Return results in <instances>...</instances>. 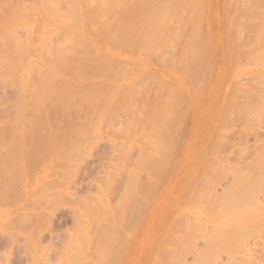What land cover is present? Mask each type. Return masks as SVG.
<instances>
[{
	"label": "rangeland",
	"instance_id": "rangeland-1",
	"mask_svg": "<svg viewBox=\"0 0 264 264\" xmlns=\"http://www.w3.org/2000/svg\"><path fill=\"white\" fill-rule=\"evenodd\" d=\"M48 1L50 2L48 3ZM112 1L116 3L114 4V6L116 5L115 8L108 7L109 2V4L106 3L108 5H101L100 0H90V2L87 0H72L71 3L73 2V5L77 8L70 4L72 6L71 15H75L73 16V22L76 20L78 25L69 20L71 22L68 26L69 16L67 14L62 15L65 13V11L61 13L60 6L62 7V4L60 6L58 4L54 5L59 6V9H61L59 10L60 13H56V11L54 13L59 17L62 16V18L68 17L67 23H57L56 25L57 21L51 22L53 19L50 17H54L55 14L51 10H45L48 9L49 4L51 6L53 3L51 0H0V21L4 22L5 18L8 20V22L5 21L7 25L2 21L0 22V54L4 53L6 56L2 55L4 64L0 60V70L2 71H0V126H2L0 129V264H68V262L76 263L77 261L76 264H83L87 259L93 261L91 247L95 244V236L93 235L94 238L93 236L90 237L91 240L86 238L89 237L88 234L92 235L90 229L93 224H88L89 222L85 223L88 226L80 224L84 227L79 230L77 221L79 222L80 218L85 219L86 215L88 217L87 213L82 217L80 212L85 214L83 210L87 209L86 203L88 201L94 203L98 197L100 198V194L102 195L100 191L103 187L105 190L103 195L106 197L104 202L109 200L112 203L108 202L113 204L116 200H120L121 204L117 202V205L120 204L123 211L130 210L131 212L128 211V214L121 212V214L124 213V216L127 214V217L122 215V219L121 216L119 217L121 222L123 217L126 218L124 221L127 220V227L120 228L118 226L120 230L117 227V231L119 230L120 235H123L121 239L125 238L127 242L118 239L120 237L116 236L119 235L117 232L115 236L118 241L115 240L117 244L119 243L118 247L116 245V247L111 246V248L114 247L115 252L113 251L114 253L110 254V258H107L109 255H106L107 257L102 259L104 260L102 263L198 264L199 259L195 258L197 256L195 254L197 248H195L196 244L194 243L195 224L197 220L199 222V219L200 222H203V225H206L205 223L209 224V222L216 223L215 218L217 216L205 202L199 209L195 201L197 200L195 199V193L201 187L199 185L201 178L219 164L218 160L214 161V155L216 159L217 157L219 159L223 158L225 155L234 157L231 159L232 161L237 159L234 152L229 154L225 152V148L231 143L234 144L233 149L244 148L243 158L246 161L252 163L264 160V127L259 129L261 132L258 134L260 140L256 142L257 149L253 144V134H247L248 137L244 136L245 130L241 131L244 129V125L246 128L247 117L250 115L248 105L254 101L247 97L248 92L243 93L242 90L255 88L256 93L258 90L256 87L260 89L263 86L258 84L257 81H264V0ZM220 2L224 5L221 6ZM118 5H121V7ZM65 6L67 8V5L62 8ZM97 6L100 13L95 9ZM101 6L107 9L105 12L109 11L106 15L109 16L110 13L111 16L113 15L114 20H111L110 16L104 15V22H102L101 16L103 14L101 12L104 9L101 11ZM68 9H70L69 6ZM205 11L206 15L210 13V18L205 15ZM75 12L79 17H76ZM89 12L91 15L88 14ZM113 12H115V15ZM71 15L70 19H72ZM47 16L51 20H48ZM59 17L57 18L59 19ZM33 19L35 21H31V23L29 20ZM40 20L42 21L41 24H45L44 28L47 25V30L42 31L44 28L40 29L38 27V25L41 26ZM25 21L30 22V24L28 22L27 24L31 27V30L25 24ZM64 21L62 20V22ZM91 21V27L97 30V34L102 32V35L96 34L97 37L95 36V31L89 27ZM221 23L225 28H222ZM24 24L27 28L23 26ZM118 24L120 27L123 24L124 26L118 28ZM127 24L130 27H135L134 30V28L128 26V30L131 33L133 29L135 35L138 32L136 36L139 38L133 32L131 34L134 36L129 34ZM134 24H137V26ZM70 25L72 26L70 27ZM149 25H153V30L155 29L153 35ZM110 27L112 29L117 28L112 30ZM136 28L139 31L136 32ZM56 29H62L58 30L61 32L60 35L64 31H67L63 33H66L65 35H68V31L70 32L71 37L69 39L72 41L70 42L75 45L72 46L68 40L70 44L65 48L70 49L72 46V49H75L72 53L70 52L71 49L69 51L62 50L68 42L62 44V48L58 49L56 39L60 41L62 37L59 38L60 35L57 34ZM122 29L127 30L126 33L123 31L122 34H129L130 38L124 39L127 36L124 37L121 33L124 38L120 34V38L116 37L117 34H114V32ZM72 30L79 33L78 36L81 35L83 40L86 39L87 45L92 46L90 48L86 45L88 49L93 50L91 53H86L84 47L86 43L83 42L85 43L83 44L81 42L83 40L78 39V42L82 43L79 42L82 45L81 48L85 49L82 51H85L86 55L81 53L80 47L78 48L80 45L76 46L77 43L75 42L77 40L75 37H78L77 33L76 36H72ZM53 31L57 32L54 39L57 47L52 46L54 43L52 39L55 34L53 33V36L49 33ZM207 33L212 34V37H208L210 41L206 40ZM29 35L34 40H30L32 41V46L30 45L32 48L28 45L29 52H27L26 47L23 48L21 45H17L15 41L16 39L19 41V38L22 43L28 44L25 39ZM45 36L47 38V41L45 40L46 44L48 43V46L55 48L53 53L50 47L53 54L58 55L63 51L60 54L64 53L66 57H69L68 61L70 59V62H74V64L78 58H81L82 63V58L87 56L93 58L95 62L97 60L99 65L100 62H103L101 66L105 68L101 67V70H99L98 63L95 67L91 65L93 68L90 69L97 67V70L93 71L94 76L91 73V77V74L88 73L92 70L88 71L89 67L83 66L86 69L84 71H87L85 73L90 77H78V81H76L77 76L83 73L81 71L83 69L82 64L78 59L81 65L77 64L82 69L79 71L73 70L75 71L74 74L70 73L72 68L68 69H70L69 73L74 76H76V72H81L75 78H73V75L67 77L66 72H63L62 75L63 78L71 81H59L57 78L61 76L57 77L55 75V77H52L53 81H31L32 74L29 75L31 76L30 80L25 81V76L22 73L21 76L23 77L20 76L21 81H18V78L17 81L12 80L16 76L10 74V68L14 66V63L13 66L10 63L12 61L16 63L19 60L16 56L20 52L22 56L23 49L26 51L23 54L28 59L34 58V56L37 57L33 59V62L34 60L35 62L38 61L40 56L41 59L45 57V53L42 52L44 54L42 56L41 52L37 51L38 53H36V51H33L37 49L41 51L39 49L42 46H39L40 40L42 43ZM9 40L11 44L7 43ZM3 41L10 46L12 45L11 48L6 49V47L5 49L11 53L14 51L12 53L14 55L7 51V53L4 52L5 50L1 51ZM6 43L4 44L6 45ZM12 48L15 50L19 48L20 50L15 52ZM43 51L45 52V47ZM48 51L47 49V53ZM31 52H34V55ZM9 54L17 60L13 58L14 61ZM240 54L241 57L244 56L243 61H248L246 64L243 62L242 65ZM55 55L52 56L53 59ZM70 55L75 58H70ZM98 55H101L104 60H99ZM9 57H11V61ZM22 57L19 58L22 60ZM25 57L24 59L27 58ZM61 57L64 61L65 57ZM5 58L8 60L6 59V61ZM47 59H43L42 62L48 63L51 61L49 57ZM106 59L110 60L107 64L104 63L107 61ZM63 61L61 62H66ZM70 62H68V65L72 64ZM25 63L28 66L36 65V63L34 65L27 64L28 61ZM38 63L42 66L40 61ZM75 65H72V67ZM84 65L87 66L86 63ZM20 66L22 67L21 64ZM28 66L27 70L30 69L35 73L36 80L41 75L40 67L37 68L36 66V69ZM18 67L16 69L18 75L19 72L24 73L26 70L23 71L21 67L19 69ZM14 68H16V65ZM106 68H108L107 71H105ZM240 69H246L247 71L240 72ZM98 70L101 73L107 72L109 79H106V74L98 73ZM13 71L15 73V69ZM92 78L94 80H91ZM110 78L112 81H110ZM167 87L169 88L166 92ZM238 87L242 88L241 92L238 91ZM233 88L237 90V93H234ZM232 91L233 93H230ZM229 96L231 98L228 100ZM243 97L244 100L248 99L244 102L250 100L246 103V107L242 102ZM204 102H207V110L203 108L200 111L199 104L203 105ZM227 102L232 105L230 107L233 111L232 113V111L227 110L232 113V115L229 113L230 117L227 113L229 117L227 123L238 122V125L240 124L239 126H237V123L236 125L231 123L232 126L228 125L232 128L230 132L228 131V136L225 135V131L220 129L223 121L222 116L225 112L223 107ZM252 105L255 106L251 103L250 107L254 108ZM167 112L172 113L170 115L171 120L167 118ZM237 113L239 117L243 118L245 116L246 119H242L244 122L241 123V119L238 120L239 117L238 119L234 117L238 115ZM241 113L242 116H240ZM233 114L235 115L233 116ZM232 117L234 121L231 120ZM12 118H15L14 121ZM8 121H11L9 125ZM165 121H167V124H165ZM11 123L14 127H10ZM243 123L246 124L238 129ZM239 132H242L240 135L243 134V136H239ZM223 137L224 139L221 140ZM139 163L144 164L142 167L146 166V168L141 170ZM135 164L140 166L139 170L137 166L135 168ZM131 169L135 172L137 169V175L143 182V184L140 182L141 186H138L139 179H137L138 181L136 179L130 181V177L133 178V175H135ZM164 170L167 174L162 172ZM137 175L134 178H137ZM204 183L203 181L201 184L204 185ZM129 185L134 190L130 188V191L128 189ZM124 187L126 191H129V194L134 191L135 199L138 194L137 199L140 205L139 202L137 203V199L132 200L133 207L130 205L134 212L132 208L128 207L130 201L126 200L128 203L124 204V207L122 205L125 201L123 202L122 199L124 198H121L123 196H120V199L118 198V195H121L125 189ZM205 190V188L202 189V192L206 194ZM109 193L115 194L114 199L111 195L113 200H110ZM133 194L130 195L132 198ZM94 196H97L95 200ZM86 200L88 201L86 202ZM100 205L99 208L94 205L97 211L94 207H92L93 210L91 208L90 210L96 211L94 213L97 215L98 209L102 208ZM118 209L121 208L118 207ZM243 209L244 211L250 210L247 213H242L243 216L240 219L243 218L244 220L241 223L235 220L241 212L237 214V211H235L234 214L230 213L235 218L233 216H230V218L221 217V223L218 222V225L225 224V221L233 218L230 221H233L232 226L235 227V232L239 230L238 234L240 232L241 235H239L243 236L246 243L248 242V247H250L252 253L250 254V260L255 256L256 262L260 261V264H264V225L262 226L264 222L260 225V222L249 220L248 217L256 210L255 206L248 205L240 208L241 211ZM116 214L121 215L120 212H116ZM236 214L237 216H235ZM239 216L236 218L237 220ZM118 224L121 226L123 222ZM208 224L207 227H209ZM244 224H247V226ZM256 225H259V227L257 228ZM87 227H90L88 229L90 233H87ZM122 228L123 230H121ZM75 230H79L80 233L74 235ZM235 232L233 231L229 238L232 237L233 239L235 236L238 239V234L236 235ZM71 236L77 237L78 240L75 238V241L71 240ZM205 237L201 238L200 245H197L203 250L204 255L201 257L203 262L199 260L202 264H211L207 260H216L217 264H243L244 261L242 260H245L246 257L249 258V255L246 256V254L242 256V253H239L241 250L238 251V249L236 250L240 256L235 254L233 259L230 258L229 251L231 249L227 246L231 245L233 247L235 240L229 238L223 243L217 244L219 250H212L214 248L212 247L211 257H208L210 253L207 254L204 243V241L206 242ZM84 238L86 239L83 240ZM115 240L113 241L114 244ZM239 241H235L237 246ZM90 244L92 245L90 246ZM236 245L234 244V246ZM63 246H67V248ZM213 246H216L215 243ZM69 250L72 252H69ZM225 250L227 251L225 252ZM66 254L70 255L72 261ZM226 256L228 258L227 262L225 261ZM97 259L95 258L94 262L96 261L98 264ZM91 261H89V264H91Z\"/></svg>",
	"mask_w": 264,
	"mask_h": 264
},
{
	"label": "bare ground",
	"instance_id": "bare-ground-1",
	"mask_svg": "<svg viewBox=\"0 0 264 264\" xmlns=\"http://www.w3.org/2000/svg\"><path fill=\"white\" fill-rule=\"evenodd\" d=\"M53 1V3L51 4V6H50V4L48 5L49 7H48V9H45V10H51L53 13L56 11V13H60V11L59 10H61L62 12L61 13H63L64 11H65V13L64 14H62V15H65V14H67V16H69V19H68V17L65 19L64 17L62 18V16L61 17H59L58 15H56L55 13V15H54V17L53 16H50L51 17V19H53V20H51L50 19V17H48L47 16V18H48V20L50 19L51 20V22L52 21H54V20H56L57 22H56V25H57V23L59 24V23H67L66 22V20L68 19V26H69V22H71L72 21V23H77V21L75 20V22H73L74 20H73V16H75L74 14L73 15H71L72 13H71V8H72V6H74V8H77V7H75V5H73V2L71 3V1L72 0H56V1H58V2H56L55 0H51V2ZM56 3H55V2ZM88 2H90V0H87ZM91 1H95V0H91ZM97 1V0H96ZM103 1V2H102ZM128 1V0H127ZM251 1V0H250ZM36 2V1H35ZM42 2H44V1H42ZM50 1H48V3H49ZM61 2V3H60ZM110 4H109V3ZM111 2H113L112 0L111 1H109V0H100V4L101 5H104V4H106V3H108L109 4V6L108 7H113V8H115L116 7V5L114 6V4H116L115 2H113V4H111ZM116 2H118V0L116 1ZM252 2H254V1H252ZM38 3H40L39 1H38ZM55 3V4H54ZM64 3V4H63ZM96 3V2H95ZM120 3V2H119ZM129 3V2H128ZM45 4V3H44ZM59 5L60 6V4H62L63 6L64 5H67V8H66V6L64 7V8H62L61 6H60V8L61 9H59V6H54V5ZM70 4H72V6H70ZM100 4H98V5H100ZM108 4H106V5H108ZM38 5V4H37ZM53 5V6H52ZM112 5V6H111ZM121 5H122V3H121ZM121 5H118V6H120L121 7ZM47 6V5H46ZM68 6H69V8L70 9H68ZM53 7V8H52ZM55 7V8H54ZM102 7H104V6H101L100 8H102ZM37 8V7H36ZM50 8V9H49ZM57 8V9H56ZM66 8V9H65ZM112 8V9H113ZM54 11H53V10ZM56 9V10H55ZM68 9V10H67ZM95 9H97V11H98V9H99V7L97 6V8H95ZM104 9V10H103ZM112 9H110V10H112ZM36 10V9H35ZM39 10V9H38ZM37 10V11H38ZM82 10V9H81ZM94 10V9H93ZM101 11L103 10V12H101L102 14V16H101V18H102V22H104V15H106V13L108 12L109 13V11H107V12H105L107 9H105V8H102V9H100ZM250 10V9H249ZM41 11V10H40ZM47 11V12H48ZM70 11V12H69ZM72 11L74 12V10L72 9ZM76 11V10H75ZM86 11H88V10H86ZM113 11H114V9H113ZM210 11V10H209ZM43 12V11H42ZM67 12V13H66ZM81 12V11H80ZM105 12V13H104ZM40 13V12H39ZM70 13V15L72 16L71 18L72 19H70V15H68ZM94 13H96V11L94 10ZM98 13H100V11H98ZM115 12H113V14H114ZM120 13V12H119ZM44 14H45V12H44ZM75 14H76V17L78 16L77 15V13L75 12ZM89 15H91V13L89 12L88 13ZM49 15V14H48ZM59 15H61V14H59ZM100 15V14H99ZM115 15V14H114ZM120 15V14H119ZM205 15H206V11H205ZM212 15V14H211ZM55 16H57V17H59V19L57 18V17H55ZM107 17H111L110 19L112 20L113 18H112V16H111V13L109 14V16H108V14L106 15ZM105 16V17H106ZM207 17H209L210 18V13L208 14V15H206ZM43 17H46V16H43ZM53 17V18H52ZM79 17V16H78ZM46 18V19H47ZM54 18H56V19H54ZM62 18V20H65L64 22H62V20H60ZM86 18H87V16H86ZM101 18H100V20H101ZM6 20H7V18H5ZM4 19V20H5ZM5 20V21H6ZM69 20H71V21H69ZM87 20V19H86ZM88 20H90L89 18H88ZM114 20V19H113ZM2 21V20H1ZM0 21V22H1ZM5 21L3 22V23H5ZM30 22L31 21H35L34 19L33 20H29ZM29 21H27L28 22V24H30V22ZM37 21V20H36ZM46 21V20H45ZM59 21V22H58ZM6 22H8V20L6 21ZM26 22V21H25ZM27 22L25 23L26 25H28L27 24ZM55 22V21H54ZM84 22V21H83ZM88 22H90V21H88ZM101 22V21H100ZM3 23H2V25H3ZM24 23V22H23ZM32 23V22H31ZM39 23H40V25L41 26H39L38 25V27H40V29H42V28H44L43 26H45V24L43 25V24H41L42 23V21L40 20L39 21ZM50 23V22H49ZM122 23H124V22H122ZM126 23V22H125ZM155 23V22H154ZM6 24V23H5ZM23 25L24 27L26 26V25ZM64 24V25H65ZM89 24V23H88ZM116 24H117V22H116ZM119 24H121V23H119ZM118 24V25H119ZM152 24V23H151ZM0 25H1V23H0ZM7 25V24H6ZM22 25V24H21ZM55 25V26H56ZM76 25H78V23L76 24ZM135 25V24H134ZM53 26H54V24H53ZM53 26H52V28H53ZM63 26V25H62ZM72 25H70V27H71ZM92 26V21H91V23H90V25H89V27H91ZM124 26V24L121 26V27H123ZM129 25L127 24V27H128ZM135 26H137V24L135 25ZM150 26V29H152V35H153V33L155 32L154 30H153V25L151 26V25H149ZM28 27H30L29 25H28ZM59 27H61V26H59ZM118 28H121L120 27V25L119 26H117ZM117 27H114L112 30H114L115 28H117ZM126 27V26H125ZM130 27V26H129ZM129 27L127 28V30L129 29ZM26 28H27V26H26ZM47 25H46V28H44V29H42V31L43 30H47ZM49 28H51V27H49ZM76 28V27H75ZM130 28H134V30H135V27H130ZM30 30H31V27L29 28ZM64 30H66L65 28H63ZM78 29V28H77ZM91 29L92 30H94V28H92L91 27ZM126 29V28H125ZM58 30H62V29H56L55 31H58ZM109 30V29H108ZM127 30L125 31V30H118V32H116L117 31V29H116V31L114 32V34L116 33L117 34V36L116 37H119V34L121 33H123V31H125V33L127 32ZM131 30V29H130ZM134 30L132 29L131 31L133 32V34H134ZM137 30L139 31V29H137L136 28V32H137ZM144 30V29H143ZM73 31V30H72ZM71 31V32H72ZM95 32V36L97 37V35H99V34H101V33H98L97 34V30H94ZM110 31V30H109ZM129 31V30H128ZM141 31V30H140ZM145 31V30H144ZM144 31H142L143 33H144ZM40 33H41V31H39ZM63 32V31H62ZM64 32H67V31H64ZM63 32V33H64ZM73 32H74V34H73ZM71 34H72V36L73 35H75L76 36V33L77 32H75V31H73ZM131 32V33H132ZM135 32V33H136ZM151 32V31H150ZM4 33V32H3ZM2 33V34H3ZM55 34V33H57V32H51V33H49V34ZM61 34V32H59L58 31V33L57 34ZM62 33V35H60V37L59 38H61L62 37V40L60 39V41H59V39H56L57 40V43H56V45L58 46V49H61L62 48V46L64 45V44H66L67 42H68V40H69V42L71 41V39H69L71 36L69 35V31H68V35H65V34H63ZM111 33V32H110ZM130 33V31H129V34L130 35H132ZM138 33V32H137ZM136 33V35H138ZM45 34V33H44ZM54 34H53V36H54ZM78 34L79 33H77V36H78ZM83 34V33H82ZM97 34V35H96ZM120 34V35H121ZM128 34V33H127ZM128 34V35H129ZM32 35H33V33H32ZM41 35H43L42 33H41ZM40 35V36H41ZM58 35V36H59ZM102 35V34H101ZM112 35V34H111ZM122 35H124V34H122ZM121 35V36H122ZM126 35V34H125ZM125 35H124V37H125ZM128 35H126L127 37H123L122 36V38H124V39H126V38H130V36H128ZM135 35V34H134ZM134 35H132V36H134ZM135 35V36H136ZM140 36H141V33L139 34ZM207 35L208 36H206V40H209L210 41V39H208V37H212V34L211 33H207ZM39 36V37H40ZM57 36V37H58ZM74 36V37H75ZM80 36V37H79ZM78 37H75V39H77L75 42L77 43V45L76 46H78V45H80L79 44V42L81 41V40H83V38H81V35H79ZM85 36V35H84ZM114 36V35H113ZM83 37V36H82ZM87 37V36H86ZM100 37H102V36H100ZM99 37V38H100ZM137 37V36H136ZM13 38V40H14V36L12 37ZM28 38V39H27ZM32 38V39H31ZM30 38V35L28 36V37H26V41L28 42V44H26L25 42H23V43H25V44H23L21 41V39H19L18 38V40L19 41H17V39H16V41L15 42H17L16 44L17 45H21V47H26V51L27 52H29L28 51V48H29V46L31 45L32 46V41H30V40H34L33 39V37H31ZM51 38H52V35H51ZM56 38V34H55V36L53 37V39L52 40H54ZM63 38H65V39H63ZM68 38V39H67ZM120 38V37H119ZM137 38H139V37H137ZM40 39H41V37H40ZM78 39L80 40L79 42H78ZM88 39V38H87ZM101 39V38H100ZM123 39V40H124ZM3 40V39H2ZM25 40H23V41H25ZM29 40V41H28ZM45 40L47 41V38H46V36H45V38L43 37V39H42V43H41V40H40V45L39 46H41L39 49L41 50V51H39L38 49L37 50H33V51H36V53H40L41 52V54H42V56L44 55L43 53H45V57L43 58V59H45L46 58V60H48L47 58L49 57V59L51 60H49L50 62H48V63H44V62H42V60L43 59H41L42 57L40 56V58L38 57V61H40V64H42V66L41 65H39V63L37 64V62L38 61H36L35 62V60H34V62H33V59H36L37 57L36 56H34V58H29L28 59V57L26 56V55H24L25 54V49H23V51H22V56L24 55V57L26 58V59H24V57H22L21 56V52L19 53V55H17L16 56V58L17 59H19V60H17V59H15V57H13L12 55H14V54H12V53H14V51H12V49L13 50H15L14 48H12V49H10L11 51H12V53L9 51V50H6V49H8L9 47L11 48L12 47V45L10 46L9 44H11L10 43V40L7 42V43H9V44H7L5 41H3L4 43H6V45L3 43V46H2V49H1V51H4V52H9V53H11V54H9L11 57H12V59L14 58L15 60H17V62L15 63V62H11L10 63V65H12L13 63H14V66L16 65V68H14V66L13 67H11L10 68V74H14V76H16L15 77V79H12V80H16L17 78H18V81H21V77H23V76H25L24 77V79H26L25 81H27V79H29L30 80V77L31 76H33V77H31V81H53L52 80V77H55V76H61V77H59V78H57V80L59 79V81H64V82H66V81H71V80H69V79H67V78H63V72H66L65 74H68L67 75V77L69 76V77H71V75H73L74 73L73 72H75L76 70L77 71H79L80 69H82L83 68V66L84 67H86V68H88L89 67V69H87L88 71L89 70H92V72L91 71H89L90 73H88L89 75L91 74V73H93V76H94V70L96 69L97 70V67L95 68V69H90V68H93L92 66H97V60H96V62L94 61V59L93 58H90V57H85V58H82L83 60V62L81 63V58H78L79 60H80V63L82 64H80L79 63V61H78V59H77V61L75 62V64H74V62H70V59H69V61H68V58L69 57H66L65 56V54L63 53V54H60L61 52H63V51H69L70 49H71V53L75 50V49H72V46H74L75 44L74 43H71L72 44V46H71V48L70 49H66L65 47H68L69 46V42H68V44H66V45H64L63 46V48H62V50L63 51H61L58 55H57V57H56V55L55 54H53L54 53V50H55V48H53L52 46L54 45V47H57L56 45H55V40H54V43L52 44V46H48V43L46 44V42H45ZM86 40V39H85ZM85 40H83V41H81L82 43L83 42H85ZM60 43H59V42ZM73 41H74V39H73ZM120 41V40H119ZM212 41V40H211ZM64 42V43H63ZM66 42V43H65ZM80 42V43H81ZM23 44V46H22V44ZM29 43H31V44H29ZM44 43V44H43ZM81 43V44H82ZM86 43V44H85ZM85 43H83V44H85V48H86V53H91L93 50H91V49H88V47L87 46H89V44L87 45V43L88 42H85ZM104 43V42H103ZM61 44V45H60ZM63 44V45H62ZM105 44V43H104ZM120 44H123V43H120ZM29 45V46H28ZM46 45H47V47H46ZM87 45V46H86ZM30 46V47H31ZM45 47V52L43 51V49H44V47ZM60 46V47H59ZM91 46V45H90ZM89 46V47H90ZM7 47V48H6ZM52 49H51V48ZM80 47V48H79ZM82 47V45H80V46H78V48L81 50V53H84L85 51H82L84 48H81ZM92 47V46H91ZM90 47V48H91ZM216 47V46H215ZM6 48V49H5ZM32 48V47H31ZM30 48V49H31ZM38 48V47H37ZM42 48V49H41ZM257 48V47H256ZM255 48V49H256ZM33 49H35V48H33ZM47 49L49 50L48 51V53H47ZM53 51V53H52V51ZM65 49V50H64ZM87 49L88 50H90L89 52L87 51ZM107 49V48H106ZM20 49L18 48L17 50H15V52H17V51H19ZM85 50V49H84ZM108 50V49H107ZM258 50V49H257ZM31 51V50H30ZM38 51V52H37ZM6 52V53H7ZM23 52H24V54H23ZM43 52V53H42ZM70 52H69V54H70ZM80 52V51H79ZM108 52V51H107ZM249 52V51H248ZM252 52V51H251ZM5 53V54H6ZM33 53V55H34V52H31V54ZM213 53H214V51H213ZM40 54V55H41ZM48 54V55H47ZM50 54H53V55H55L54 56V59H53V55L51 56ZM85 54V53H84ZM94 54V53H93ZM102 54V53H101ZM242 54H243V52H242ZM2 55H4V53L3 54H0V56H1V58H2ZM7 55V54H6ZM37 56L39 55V54H36ZM60 55V56H59ZM68 55V54H67ZM86 55V54H85ZM108 55H109V53H108ZM112 55V54H111ZM246 55V54H245ZM248 55H250V54H248ZM247 55V56H248ZM5 56V55H4ZM3 56V57H4ZM46 56H48V57H46ZM61 56H64L65 57V59H64V61H63V57H61ZM99 56V55H98ZM243 56V55H242ZM255 56V55H254ZM253 56V57H254ZM6 57V56H5ZM11 57H9V60H10V58ZM22 57L23 59L21 60L20 58ZM36 57V58H35ZM50 57H52V58H50ZM100 57V59L99 60H101V59H103V57L101 58V55L99 56ZM239 57L242 59L243 57H241V54L239 55ZM258 58L260 57V56H257ZM0 58V60L2 61L1 63H3L4 64V62H3V60H4V58H2L1 59ZM7 58H8V56H7ZM7 58H5V60L7 59ZM70 58H72V59H74L73 58V56L71 57V55H70ZM95 58V57H94ZM97 58V57H96ZM108 58V57H107ZM246 58V57H245ZM255 58V57H254ZM13 59V60H14ZM60 59H62V60H60ZM86 59H91V60H93L92 61V63L90 64V62H91V60H90V62H89V60L86 62L85 60ZM251 59V58H250ZM249 59V60H250ZM261 59V58H260ZM8 60V59H7ZM6 60V61H7ZM14 60V61H15ZM24 60V62H22ZM32 60V61H31ZM76 60V59H75ZM98 60V61H99ZM104 60V59H103ZM102 60V61H103ZM107 60V59H106ZM105 60V61H106ZM240 60V59H239ZM11 61V60H10ZM28 61V63L27 64H32V65H34L35 63H36V65H34V66H28V65H26V63L25 62H27ZM61 61H63V62H65V63H62ZM110 61V60H109ZM108 60L106 61V62H104V63H106L107 64V62H109ZM42 62V63H41ZM47 62V61H46ZM68 62H70V63H72L71 65L69 64L68 65ZM88 62H89V64H88ZM93 62H94V65H93ZM243 62H245V60L243 61V59H242V61H241V63H242V65L244 64ZM248 62V61H247ZM247 62H245V64L247 63ZM257 62H259V61H257ZM7 63V62H6ZM24 63H25V65H24ZM44 63V64H43ZM67 63V64H66ZM80 64L81 66H82V68H80L81 66H78V64ZM86 63L87 64V66L86 65H84V64ZM103 63V62H102ZM101 62H100V65H99V63H98V68H99V70H101V64H102ZM241 63H239V64H241ZM17 64H19L18 66L19 67H21L20 66V64L22 65V70L24 71L25 69L27 70V66L29 67V68H36V66H37V68H39V70H40V72H41V75L35 80V73L33 72V71H31L30 69V72H29V70H25L24 71V73L23 72H19L20 74L18 75L16 72H18V71H16V69H17ZM96 64V65H95ZM251 64H252V62H251ZM254 64V63H253ZM6 66H7V64H5ZM26 67H24V66ZM43 65H44V67H43ZM72 65H75V66H73L72 67ZM92 65V66H91ZM78 67V69H77V67ZM91 66V67H90ZM241 66V65H240ZM239 66V67H240ZM19 67H18V69H19ZM23 67H24V69H23ZM246 67V66H245ZM12 68H14L15 69V73H13L14 71V69L13 70H11ZM20 68V69H21ZM36 68V69H37ZM68 68H72L71 69V72L70 73H73V74H70L69 73V71H70V69H68ZM76 68V69H75ZM102 68H105V67H102ZM264 68V67H263ZM7 69H8V67H7ZM107 69L108 68H106V70L105 71H107ZM110 70H111V68H109ZM21 70V71H22ZM35 70V69H34ZM73 70H75V71H73ZM84 70H86V69H82L81 71L83 72L82 74L80 73V72H76L75 73V75L77 76L78 75V73H80V75H78L77 76V80L76 81H78V77L80 78H83V76H87L88 78L91 76L92 77V74L89 76L88 74H86L87 73V71H84ZM98 70V71H99ZM103 70V69H102ZM103 70V71H104ZM244 70H245V72L247 71L246 69H240V72H244ZM260 70V69H259ZM1 71V70H0ZM13 71V72H12ZM68 71V72H67ZM94 71V72H93ZM102 71V72H103ZM109 71V70H108ZM116 71V70H115ZM2 72V71H1ZM27 72H28V74H27ZM86 72V73H85ZM24 74L23 76H21L22 74ZM58 73H61L60 75H57ZM98 73H100V74H102V75H104V74H106V79L108 80L109 78H108V73L106 72V73H101L100 71L98 72ZM114 73V72H113ZM112 73V74H113ZM32 74V75H31ZM64 74V75H65ZM84 74H86V75H84ZM7 75V74H6ZM5 75V76H6ZM17 75H18V77H17ZM29 75H31V76H29ZM55 75V76H54ZM4 76V75H3ZM10 76H13V75H10ZM21 76V77H20ZM27 76V77H26ZM28 76H29V78H28ZM76 76H74L73 75V78H75ZM258 76V75H257ZM65 77V76H64ZM86 77V79H88ZM99 77V76H98ZM259 77V76H258ZM12 78H14V77H12ZM21 78V79H20ZM61 78V79H60ZM63 78V79H62ZM85 78V77H84ZM89 80V79H88ZM91 80H94V78H92ZM90 80V81H91ZM17 81V80H16ZM83 81V80H82ZM97 81V80H96ZM98 81H100V80H98ZM110 81H112L111 80V78H110ZM105 82V81H104ZM253 82V81H252ZM106 83V82H105ZM257 83L258 84H262L263 86H261L262 88H260L259 89V87H256L257 89V91H256V93H255V88L253 89V88H249V89H245V91L244 90H242V88L241 87H238L239 89H238V91H240L241 92V90H242V92L243 93H247V97H249L250 99H252V101L253 102H250V104L248 105V109L250 110V111H248L249 113H250V115L247 117L248 118V121L246 122L247 123V125H246V128L244 127L245 125L244 124H246V123H243L240 127H238V129L240 128L241 129V127L243 126V128L244 129H242L241 131L243 132L244 130H245V132H244V136H248L249 137V135H247V134H249V133H252L253 135V144H254V146H255V148L257 149L258 148V146L256 145V142L258 141V140H260V136H258V134L261 132V130L259 131V129L260 128H262V127H264V122H263V116H264V81H257ZM250 84V83H249ZM253 84V83H252ZM251 84V85H252ZM251 85H250V87H251ZM165 86V85H164ZM163 86V87H164ZM66 87H67V85H66ZM166 88V87H165ZM168 88L169 87H167V89H166V92L168 91ZM241 88V89H240ZM234 89V88H233ZM234 93H237V90H235L234 89ZM230 93H233V91L232 92H230ZM229 93V94H230ZM228 94V95H229ZM231 95V94H230ZM236 95V94H235ZM240 95V94H239ZM242 96V95H241ZM231 97L229 96L228 97V100L230 99ZM236 98V97H235ZM245 98L243 97V103H244V107H246L247 106V102H249V101H247V102H244V101H246V100H248L247 98H246V100H244ZM205 100H207V99H205ZM227 100V101H228ZM231 103V102H230ZM251 103L252 104H254L255 106H253L254 108H251L250 107V105H251ZM206 104H207V102H204V104L203 105H201V104H199V107H200V111L201 110H203V108H204V110L206 109ZM241 105V104H240ZM261 105V106H260ZM232 107V105H229L228 104V102L226 103V105H225V107H223V108H225V112L223 113V121H222V123H221V125H220V129L221 130H223V131H225V135L226 136H228V133L230 132V129L232 130V128H230L229 126H232V124H235L236 125V123H237V126H239L238 125V122H229V123H227L228 122V118L230 117V114L232 115V113H233V111H232V109H231V107ZM236 106V105H235ZM262 107L263 109H261L260 107ZM234 107V106H233ZM241 108V107H240ZM231 109V110H230ZM235 109V108H234ZM207 110V109H206ZM227 110H229L230 112L232 111V113H230V112H228ZM242 110H244V108H242ZM247 110V109H246ZM246 110H245V115L247 114L246 113ZM176 111V110H175ZM174 111V112H175ZM173 112V113H174ZM177 112V111H176ZM178 113V112H177ZM200 113V112H199ZM229 115H228V114ZM172 113H168L167 112V114H166V116H167V118H170L169 120H171V117H170V115H171ZM176 114V113H175ZM238 114V113H237ZM243 114H244V111H243ZM242 113H241V115L240 116H242L243 115ZM7 115V114H6ZM200 115V114H199ZM222 115V114H221ZM229 117H228V116ZM235 114H233V116H234ZM8 117V116H7ZM234 117H236L237 119H238V117H239V114L237 115V116H234ZM175 118V117H174ZM233 118V117H232ZM13 119V121H14V119L15 118H12ZM236 119V120H237ZM241 119V120H240ZM242 119H246L245 118V116H243V118L242 117H239V119L238 120H240L241 121V123H242ZM10 120V119H9ZM168 120V119H167ZM232 121H234V118L233 119H231ZM230 119H229V121H231ZM12 121V120H11ZM11 121H8V125L10 124L9 122H11ZM13 121H12V123H13ZM244 122V121H243ZM11 123V124H12ZM232 123V124H231ZM240 123V122H239ZM165 124H167V121H165ZM15 125V124H14ZM229 125V126H228ZM236 126V127H237ZM1 127L2 126H0V129H1ZM9 127V126H8ZM10 127H14L13 126V124L10 126ZM234 127V126H233ZM229 131V132H228ZM242 132H239V136H243V134L242 135H240ZM264 132V131H263ZM224 139V137L221 139V140H223ZM264 139V138H263ZM249 141V140H248ZM262 146V145H261ZM264 146V145H263ZM233 147H234V144H231V143H229L228 144V147H226L225 148V152H228V154L230 153V152H234L235 153V155H236V158L237 159H235L234 161H232L231 159H233L234 157H232V156H230V155H225L223 158H218L217 157V159H216V156L214 155V161L215 160H218V165L217 166H215V167H213L211 170H209V172L206 174V176H204L203 178H201V181H200V183H199V185L201 186L200 188H198L197 189V191H196V198L195 199H197V200H195L196 201V203H197V206L199 207V209L201 208V206H202V204L205 202V204H207L208 205V207L211 209V211H213V212H215L216 213V218H215V222L216 223H210L209 221V224L208 223H205L206 225H203V222H200V219H199V222H198V220H197V223L195 224V244H196V246H195V248H197V249H195V254L197 255V256H195V258H197V259H199V260H203L201 257L204 255L203 254V250L201 249V247H198L197 245H200V240H201V238H203V237H205L206 238V242L204 241V243H205V247H206V249H207V254L208 253H210L209 255H208V257H211V249H212V247H214L212 250H214V249H218L219 250V248H217V244H220V243H223L225 240H227L228 238H229V236H230V234L234 231L235 232V227L234 226H232L233 224H232V222L230 221L231 219H233V218H231L229 221L231 222H229L228 220L227 221H225V224H221L220 226L218 225V222H220L221 223V217L223 218V217H227V218H230V216H233V215H230V213L232 214H234L235 213V211H237V214L238 213H240L241 212V214H239L238 216H239V218H238V220L236 219L238 216H237V214L235 215V216H237L236 218H235V220H236V222H238V223H241V221L242 220H244L243 218H241L240 219V217H242L243 215H242V213L244 214V212H246L247 213V211H249V210H246V211H244V209L241 211L240 210V208H243L244 206H250V205H252V206H255L256 207V210L248 217L249 218V220H253V221H255V222H260V225H261V223L262 222H264V160L262 159V160H260V161H254V162H248V161H246L244 158H243V154H244V148H236V149H233ZM260 150V149H259ZM263 151V150H262ZM259 157V156H258ZM261 157V156H260ZM263 158H264V156H263ZM260 159V158H259ZM141 167H140V166ZM139 165L138 164H135V168H136V166L138 167L137 169L139 170V167H140V169L141 170H144V168H146V166L143 168L142 166H144V164H142L141 165V163H139ZM146 165V164H145ZM134 166V165H133ZM137 169H136V172L135 171H132V169H131V171L132 172H134V174L135 175H137ZM167 169V168H166ZM133 170H134V168H133ZM149 171V170H148ZM166 170H164V171H162V172H165ZM169 171V170H168ZM139 172V171H138ZM154 172V171H153ZM139 174V173H138ZM149 174V173H148ZM165 174H167L166 172H165ZM252 174V175H251ZM135 175H133V178L132 177H130V181L132 182L134 179H136V181H138L137 179H139L140 181L138 182L139 184H138V186L140 185V182L142 181L141 180V178H139V176L136 178H134V176ZM141 175V174H140ZM133 179V180H132ZM250 179V180H249ZM148 180V179H147ZM135 181V180H134ZM205 182L204 183V185H202L201 183L202 182ZM147 182V181H146ZM254 182V183H253ZM145 183V182H144ZM151 183V182H150ZM133 184H135V183H133ZM141 184H143V182H141ZM137 185V184H136ZM141 186V185H140ZM203 186H204V188L206 189L205 191H206V194L205 193H203L202 192V189H204L203 188ZM143 187V186H142ZM142 187H140V188H142ZM123 188V187H122ZM125 188V187H124ZM132 189V187L129 185V188L128 189ZM147 188V187H146ZM131 189H130V191H131ZM93 190V189H92ZM98 190V189H97ZM125 190V191H124ZM123 191L125 192V193H127V194H125L123 191H122V193H121V195H118L119 197V199H120V196H123V197H121V198H124V199H122L123 200V205L122 206H124L125 207V205L128 203L126 200H128V201H130L129 202V206L128 207H130V208H132L134 205H132L133 203H131L132 202V200L133 199H135L134 197V194H133V192L134 191H132V194H133V198L130 196V195H132V194H129V191H126V188L124 189ZM132 190H134V189H132ZM135 190H136V188H135ZM103 191H104V194H105V190H104V187H103V189H102V191H100V193H102V195H103ZM93 192V191H92ZM120 192H121V190H120ZM137 192V191H136ZM136 192H135V195H136ZM131 193V192H130ZM99 194V193H98ZM123 194V195H122ZM129 194V195H128ZM101 194H100V198L98 199H96L95 200V198L97 197H95L94 196V203H90V201H88V200H86V202L87 203H89L90 204V206H89V204H87L86 202V205H87V209H88V211H87V209L86 210H83V212L85 211V214H83V213H81L80 212V214H81V216L82 217H84V215H86V213L88 214V217H87V215H86V217H84L85 219H79L80 221V223L77 221V226H78V229L79 230H81L85 225H87V224H85V223H87V222H89L88 224H93L92 225V227H93V229H92V227H91V225H90V227H91V229H90V227L88 228L87 227V230L88 229H90V232H91V234L92 235H90V234H88L89 235V237L87 236L86 238L87 239H89L90 237H92L93 235L95 236V238H94V236H93V238H94V240H95V244H90V246L92 245V251H91V253H92V258H93V261H91V260H89V261H91V264H95L96 263V261L94 262V259L95 258H98L97 260H98V264L101 262H104V260H102V259H106L105 257H107L108 255H109V257H107V258H110V256L112 255V252L114 251L113 250V248L114 247H116L118 244H117V242H116V240L118 241V239H121V237L123 236H121L120 234V232H118L120 229H119V227L121 228V227H123L124 228V226H126L127 227V225H126V221H124L125 219H124V217H127V212L129 211V212H131L130 210H128V211H123V209H122V207H121V202H120V200L119 201H117L116 199V202H113V204L115 203L116 205L114 206L113 204H110V203H112V201H109V200H106V202H104L105 201V199H106V197H105V195H103L102 196ZM111 195H113V199H114V195L115 194H108V196H109V198H110V200H113V199H111ZM129 197H128V196ZM203 195H205V197H203ZM93 196V195H92ZM106 196H107V194H106ZM103 197H105V198H102ZM117 197V196H116ZM137 197H138V194H137ZM137 197H136V199H137ZM109 198H107V199H109ZM131 199V200H130ZM135 199V200H136ZM85 200V199H84ZM100 200H102L103 202L101 203V201ZM114 200V201H115ZM99 203H98V202ZM110 203H109V202ZM96 202V203H95ZM108 202V203H107ZM117 202L119 203L120 202V204H118L117 205ZM134 202V201H133ZM139 201H138V199H137V203H138ZM100 203H101V205L102 204H104V205H100ZM131 203V204H130ZM135 203V202H134ZM137 203H135V204H137ZM144 203V202H143ZM96 205L95 207H97V208H99V205H100V207H102L100 210L98 209V212H97V215H96V213H94V212H96L97 210V208H95L94 207V205ZM98 204V205H97ZM110 204V205H109ZM125 204V205H124ZM132 207H131V206ZM138 205V204H137ZM139 205H140V202H139ZM88 206H89V208H88ZM144 206H145V204H144ZM92 207H94L95 208V210L96 211H91V210H93L94 208H92ZM118 207L119 208H121L120 210L118 209ZM90 208H91V210H90ZM258 208V209H257ZM125 209V208H124ZM128 209V208H127ZM133 209V208H132ZM251 209H252V207H251ZM126 210V209H125ZM79 211V210H78ZM89 211H91V212H89ZM100 211V212H99ZM117 213H119L120 212V214H121V212H126L127 214H126V216H124V213L123 214H121V215H119L118 216V214H116V212ZM133 212H134V209L132 210ZM89 212V213H88ZM94 214H93V213ZM92 213V214H91ZM100 213V214H99ZM130 214V213H129ZM95 215V216H94ZM122 215L124 216L123 217V224H121V226H120V224H118V223H122L121 221H120V216H121V219H122ZM75 216H78V215H75ZM90 216L92 217L91 219H90ZM97 216V217H96ZM130 216V215H129ZM128 216V217H129ZM96 217V218H95ZM246 217V216H245ZM87 218H89L90 220H92L91 222H90V220L88 221L87 220ZM93 218H95V219H93ZM73 219V218H72ZM128 219V218H127ZM130 219H131V217H130ZM220 219V220H219ZM226 219V218H225ZM224 219V220H225ZM240 219V220H239ZM78 220V219H77ZM85 221V222H84ZM202 221V220H201ZM84 222V223H83ZM93 222V223H92ZM125 222V223H124ZM207 222V221H206ZM226 222H227V224H226ZM228 222H229V224H231V225H229L228 224ZM80 224H85L84 226H82V225H80ZM129 224H130V222H129ZM207 224H208V226L209 227H207ZM123 225V226H122ZM223 225V226H222ZM245 225V224H244ZM251 224H249V226H250ZM264 225V223L262 224V226ZM88 226V225H87ZM119 226V227H118ZM204 226H205V228H204ZM245 226H247V224L245 225ZM244 226V227H245ZM248 226V227H249ZM252 226V225H251ZM257 226V228L259 227V225H256ZM82 227V228H81ZM117 227H118V231H117ZM253 228H254V226H252ZM123 228L121 229V230H123ZM134 228V227H133ZM207 228H209V229H207ZM240 228V227H239ZM247 228V227H246ZM136 229V228H135ZM248 229V228H247ZM77 231V230H75V234L74 235H77L78 234V232L80 233V231ZM72 231V230H71ZM132 231V230H131ZM194 231V230H193ZM238 231L239 230H237V232H235L236 233V235L238 234ZM89 232V230H88V232L87 233H90ZM117 232L119 233V235L117 234ZM117 234V235H116ZM239 234H240V232H239ZM237 235L238 237V239H236L235 238V236H234V238L232 239V237H230L229 239H231V240H237V241H239L240 239H241V237H242V239H241V241H239L240 242V244H239V242L237 243L238 244V246L236 245V242L234 241V244L236 245V246H234V244H233V247H235V248H233V247H231V245H228L227 247L228 248H230L231 250L229 251V256H230V258H234L235 257V254H237V255H239V253L242 255V256H244L243 254H246V256L247 255H249V258H247V260H246V258H245V260H242L241 258V260L242 261H244V263L243 264H260L259 262H256V257L255 256H253L252 257V259L250 260V254H252L250 251V247H248V242L246 243V241L245 240H243V236H240V235ZM71 235V234H70ZM73 235V234H72ZM118 236V237H120V238H118L117 239V237L116 236ZM66 236H68V235H66ZM239 236H240V239H239ZM115 237V238H114ZM74 238L76 239V240H78L77 239V237H70V239L71 240H73V241H75L74 240ZM86 238H84L83 240H85ZM130 238V237H129ZM115 240V244L113 243V241ZM123 239V238H122ZM121 239V240H122ZM128 239V238H127ZM90 240H91V238H90ZM93 239H92V241H94ZM124 241H122V242H127V241H125V238L123 239ZM129 241V240H128ZM203 241V240H202ZM229 241V240H228ZM122 242H120V243H122ZM199 242V243H198ZM245 242V243H244ZM259 242V241H258ZM111 243H112V245H111ZM215 243V245L216 246H213V244ZM228 243V242H227ZM125 244V243H124ZM202 244V243H201ZM226 244V243H225ZM69 245V244H68ZM73 245V244H72ZM81 245V244H80ZM116 245V246H115ZM204 245V244H203ZM241 245V246H240ZM70 246V245H69ZM111 246H114V247H112L111 248ZM63 247H65V246H63ZM118 247V246H117ZM216 247V248H215ZM225 247V246H224ZM65 248H67V246L65 247ZM74 248H76V247H74ZM225 249V248H224ZM236 249H238V251L239 250H241L239 253H238V251L236 250ZM76 250V249H75ZM71 250H69V252H70ZM227 250H225V252H226ZM232 251H235V252H232ZM237 251V252H236ZM68 252V253H69ZM72 252V251H71ZM115 252V251H114ZM113 252V253H114ZM230 252H232L231 254H233L232 256H231V254H230ZM61 253V252H60ZM67 253V254H68ZM109 253V254H108ZM66 254V255H67ZM111 254V255H110ZM219 254V253H218ZM64 255V254H63ZM107 255V256H106ZM69 256V258L71 259V257H70V255H67V257ZM81 256V255H80ZM89 256V255H88ZM234 256V257H233ZM240 256V255H239ZM58 257H59V255H58ZM57 257V258H58ZM75 257H76V255H75ZM87 258V257H86ZM89 258V257H88ZM212 258H215V257H212ZM217 258V257H216ZM226 258H227V256H226ZM90 259V258H89ZM197 259H196V261H197ZM209 259V258H208ZM243 259H244V257H243ZM17 260V259H16ZM61 260V259H60ZM79 260V259H78ZM197 261V263L198 264H200L201 262L200 261ZM207 260V259H206ZM227 260H228V258L225 260L226 262H227ZM70 261H72V259L70 260ZM88 261V259H87V261H85V263L86 264H89L90 262ZM109 261V260H108ZM208 262H210L211 264H217L216 263V260H207ZM78 262V261H77ZM76 262V263H77ZM82 263L84 262V261H81ZM200 262V263H199ZM203 262V261H202ZM230 262V261H229ZM232 262V261H231ZM256 262V263H255ZM72 263V262H71ZM71 263H69L68 262V264H71ZM75 262H73L72 264H74ZM75 263V264H76ZM85 263H83V264H85ZM100 263V264H101ZM242 263V262H241ZM81 264V263H80ZM97 264V263H96ZM102 264H104V263H102ZM202 264V263H201ZM221 264H225V263H221ZM227 264H230V263H227Z\"/></svg>",
	"mask_w": 264,
	"mask_h": 264
},
{
	"label": "crops",
	"instance_id": "crops-1",
	"mask_svg": "<svg viewBox=\"0 0 264 264\" xmlns=\"http://www.w3.org/2000/svg\"><path fill=\"white\" fill-rule=\"evenodd\" d=\"M219 1H220V0H219ZM220 4H221V6L224 5V4H222L221 2H220ZM220 12H221V11H220ZM219 14H220V13H219ZM221 26H222V28H225V27L222 25V23H221Z\"/></svg>",
	"mask_w": 264,
	"mask_h": 264
}]
</instances>
